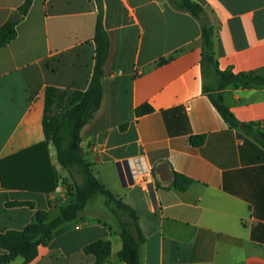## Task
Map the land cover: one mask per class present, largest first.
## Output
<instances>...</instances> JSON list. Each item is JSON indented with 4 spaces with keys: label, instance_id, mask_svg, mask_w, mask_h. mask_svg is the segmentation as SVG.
<instances>
[{
    "label": "crops",
    "instance_id": "crops-1",
    "mask_svg": "<svg viewBox=\"0 0 264 264\" xmlns=\"http://www.w3.org/2000/svg\"><path fill=\"white\" fill-rule=\"evenodd\" d=\"M194 1L213 26L218 67L264 77V0ZM21 2L0 0V25ZM102 7L110 46L100 105L80 129V147L94 176L135 210L139 264H264V147L253 134L264 133V85L240 80L221 89L245 125L231 126L202 91L200 26L192 14L171 0H102ZM96 15L94 0H33L15 37L0 47V175L7 183L0 177V231L22 229L37 210L52 219L75 197L52 143L46 153L55 188L18 184L39 172L32 166L38 152L26 149L44 139L46 103L57 115L88 86ZM145 102L152 110L136 115ZM199 134L203 142L191 144ZM174 172L191 179L186 189L172 185ZM97 238L111 243L103 264H125L117 256V220L93 194L25 264L91 263L83 246ZM5 253L0 247V264L24 260L4 261Z\"/></svg>",
    "mask_w": 264,
    "mask_h": 264
},
{
    "label": "trees",
    "instance_id": "trees-1",
    "mask_svg": "<svg viewBox=\"0 0 264 264\" xmlns=\"http://www.w3.org/2000/svg\"><path fill=\"white\" fill-rule=\"evenodd\" d=\"M33 0H22L14 14L9 16L0 25V47L4 46L16 35L17 23L26 15ZM97 5V15L93 34L95 50L93 55V69L88 86L84 91H75V96L69 99L67 106L57 115L47 111V103L42 117V130L44 139L26 150H36L32 166L39 172L32 175L29 183H21L22 186L35 191H52L58 179L56 171L50 165L47 158V145L52 143L56 151L58 163L70 174L74 182L75 197L72 201L63 205L59 213L52 219L47 220L46 212L37 210L34 220L22 229H7L0 231V247L6 250L1 256L2 260H9L16 255H22L25 264L35 257L37 247L46 243L53 229L59 224L75 219L78 212L84 207L87 199L93 195H101L106 208L114 215L119 225V237L121 247L117 256L125 264H139L140 244L143 235L137 223L135 210L127 203L114 195L103 183L92 173L90 163L85 160L80 147V129L89 119L91 114L99 107L101 97L100 77L103 75V64L107 57L110 39L108 32L103 26L102 0H94ZM178 7L188 11L199 22L200 26V69L202 75V91L206 93L220 115L231 126H241L230 109L222 100L221 89L228 84H238L240 80L247 83L264 85V77L260 75L234 73L230 70H221L218 67L213 43V26L208 20L202 5L194 0H171ZM49 89V88H47ZM152 107L148 103L138 105L134 112L136 115L148 113ZM256 139L264 147V133L253 132ZM204 135H191L189 141L193 145H200ZM40 152L44 153V156ZM37 170V171H38ZM81 176V182H77L74 174ZM2 185H7L1 176ZM191 179L177 172L173 173L172 185L184 190L190 184ZM13 185V184H9ZM5 206L28 205L34 207L30 201H5ZM84 253L94 255V261L88 264H103L109 257L111 251L110 240L97 238L83 246Z\"/></svg>",
    "mask_w": 264,
    "mask_h": 264
},
{
    "label": "rangeland",
    "instance_id": "rangeland-1",
    "mask_svg": "<svg viewBox=\"0 0 264 264\" xmlns=\"http://www.w3.org/2000/svg\"><path fill=\"white\" fill-rule=\"evenodd\" d=\"M74 178H75V180L77 181V182H81V176H80V174H78V173H75L74 174ZM66 185H67V187L69 188V189H71L72 191H74V182H73V180L70 182V183H66ZM101 196V195H100Z\"/></svg>",
    "mask_w": 264,
    "mask_h": 264
},
{
    "label": "water",
    "instance_id": "water-1",
    "mask_svg": "<svg viewBox=\"0 0 264 264\" xmlns=\"http://www.w3.org/2000/svg\"><path fill=\"white\" fill-rule=\"evenodd\" d=\"M123 163H126V161L123 162ZM121 164H122V162H118V163H117V166H118V172H119L120 177H121L122 179H124L125 177H124L123 167H122Z\"/></svg>",
    "mask_w": 264,
    "mask_h": 264
}]
</instances>
